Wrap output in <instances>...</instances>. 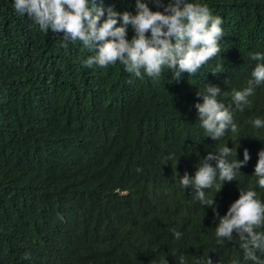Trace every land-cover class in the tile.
I'll list each match as a JSON object with an SVG mask.
<instances>
[{
    "label": "trees",
    "instance_id": "16d2710c",
    "mask_svg": "<svg viewBox=\"0 0 264 264\" xmlns=\"http://www.w3.org/2000/svg\"><path fill=\"white\" fill-rule=\"evenodd\" d=\"M93 2L135 14L136 0ZM142 2L163 12L172 0ZM189 2L222 18L221 55L175 81L167 67L158 80L119 63L88 68L94 51L80 41L63 48V33L41 32L14 0H0V264H179L181 255L186 264H251L235 234L217 242L213 210L180 178L194 176L208 152L227 145L230 159L236 149L243 161L246 149L250 160L235 181L206 195L221 217L240 190L264 201L253 175L264 127L252 125L264 120V85L235 113L238 132L219 141L207 137L195 108L206 84L224 91L225 105L247 86L257 63L249 53L264 54V0Z\"/></svg>",
    "mask_w": 264,
    "mask_h": 264
},
{
    "label": "clouds",
    "instance_id": "9594fccd",
    "mask_svg": "<svg viewBox=\"0 0 264 264\" xmlns=\"http://www.w3.org/2000/svg\"><path fill=\"white\" fill-rule=\"evenodd\" d=\"M156 2L160 6L159 0ZM14 9L17 14L31 18L43 33H63V48L80 41L85 48L94 51L95 55L83 61L88 68L96 65L106 69L119 63L137 78L143 79L146 75L158 80L167 67L172 70V79L179 81L182 74L193 76L210 59L221 55L223 20L214 16L209 6L202 2L172 0L161 12L152 11L148 2L136 0L135 14L120 13L112 7H97L93 0H14ZM129 29L133 32L130 39ZM249 56L257 62L256 66L247 86L232 90L230 104L219 100L224 91L218 86L206 84L203 92L196 93L203 100L202 104H195L198 120L207 137L214 141H219L229 131L238 132L235 113L250 106L249 97L255 94L258 86L264 85V54L249 53ZM222 68L223 65H217L212 74L221 73ZM252 125L264 127V120L257 118ZM232 156L233 148L227 145L215 153L208 152L203 162H199L194 176L185 172L180 178V187L191 189L201 205L213 210L218 221L215 227L218 243L231 242L235 234L244 260L264 264V201L257 198V192L240 190L239 199L222 217L215 198L206 195L205 190L215 187L219 193L226 182L235 181L237 174H241L240 169L250 160L246 149L243 161L236 158V149L235 159H230ZM258 156L253 175L258 178L259 188L264 189V150ZM172 232L175 239L182 237L181 232L175 229ZM162 264H167V260ZM179 264H186L183 255ZM195 264H213V260L197 258ZM231 264H240V261L234 259Z\"/></svg>",
    "mask_w": 264,
    "mask_h": 264
}]
</instances>
